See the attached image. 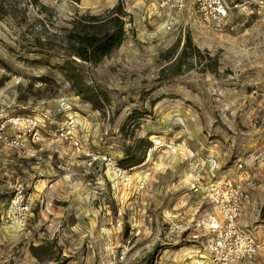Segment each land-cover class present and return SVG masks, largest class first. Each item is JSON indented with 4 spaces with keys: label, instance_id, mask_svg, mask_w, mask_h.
<instances>
[{
    "label": "rangeland",
    "instance_id": "374dc122",
    "mask_svg": "<svg viewBox=\"0 0 264 264\" xmlns=\"http://www.w3.org/2000/svg\"><path fill=\"white\" fill-rule=\"evenodd\" d=\"M253 1L217 26L188 0L170 28L173 7L164 0H18L27 18L0 21V264H145L157 247L153 264H198L216 234L196 235L193 224L219 209L205 187L191 189V162L202 164L203 183L240 179L249 194L240 222L264 237V11ZM118 2L128 13L126 39L98 65L83 64L109 96L102 111L72 89L60 54L39 63L33 35L40 20L61 30L76 15L106 14ZM188 35L219 54L217 70L199 64L162 79L163 54ZM14 115L36 117L43 140L27 134L16 144ZM140 138L151 147L129 170L134 184L113 185L98 155L119 161ZM20 196L31 206L27 216ZM182 220L191 228L167 237ZM51 240L60 256L38 261L30 245ZM238 264H264V255Z\"/></svg>",
    "mask_w": 264,
    "mask_h": 264
},
{
    "label": "trees",
    "instance_id": "16d2710c",
    "mask_svg": "<svg viewBox=\"0 0 264 264\" xmlns=\"http://www.w3.org/2000/svg\"><path fill=\"white\" fill-rule=\"evenodd\" d=\"M18 8V0H0V21L9 15L18 14L26 19L25 11H19ZM16 10L18 13L15 12ZM127 16L125 8L121 2H118L106 14L76 15L70 20L71 25L61 30L49 31L46 24L40 20L41 26L35 28L39 30H35L33 35L35 46L42 55L39 63L50 65V53L60 54L63 57V61L59 64L60 71L70 82L72 89L77 95L90 102L95 109L104 111L105 104L109 103V96L89 82L83 64L98 65L121 46L127 37ZM34 27H37V24ZM162 57L166 59V64L160 72L162 79L183 75L199 64L203 66L207 63L206 67L215 71L220 60L219 54L212 56L209 51H203L194 43L190 35L186 36L182 47L180 42L175 43ZM150 147L151 141L147 138L137 139L126 149V156L119 160L120 164L126 168L142 164ZM260 218L264 220V202L260 209ZM30 251L38 261L51 259L59 253L56 240L31 244ZM157 252L158 247L148 255L145 264H153ZM59 256L60 253L57 254V257Z\"/></svg>",
    "mask_w": 264,
    "mask_h": 264
},
{
    "label": "built area",
    "instance_id": "2783aa9c",
    "mask_svg": "<svg viewBox=\"0 0 264 264\" xmlns=\"http://www.w3.org/2000/svg\"><path fill=\"white\" fill-rule=\"evenodd\" d=\"M187 1L164 0V4H169L173 7L170 28L171 25H180ZM191 1L194 3L196 12L203 20L213 22L217 26L227 23L233 8L237 12L245 11L248 4L254 2L253 0H245L244 2H236L234 6H230L227 0ZM157 2L162 6V0H153V4ZM255 3L264 11V0H257ZM253 11L251 9L248 13H252ZM61 106L66 110L71 108L70 105L64 102L61 103ZM4 121L0 120V131L4 127ZM10 122L16 129V136L13 139L16 144L20 145V142L26 139L27 134L32 137V141L35 143L43 140V133L39 126L40 123L36 117L14 115L11 117ZM36 149L37 147L34 150H30V152L33 153ZM66 153L68 154L69 152ZM98 156L102 162L101 164L106 167L105 175L111 178L109 179L113 185L120 186L124 184L128 188H131L132 184H134V179L129 170L132 168L123 167L119 161L110 155ZM245 162H240L239 167L243 168ZM90 163L93 164V161H90ZM190 165L188 175L191 179V189L197 192V190H202L205 187L206 194L213 198L219 209L218 216L210 214L208 217H203L193 224L196 235H198V232H202V234L206 232L216 234L212 240L211 255L198 262V264H238L239 262L255 260L264 255V237H260L240 222L245 201L249 196L243 183L238 182L240 179L235 178L236 180H233V178H227L216 182L203 183L202 164L200 162H191ZM96 175L100 179L102 174L96 172ZM18 201L23 206V212L27 216L28 211H30V204L25 203L22 196L18 197ZM118 225L121 224L118 223ZM189 228H191V225L182 220L169 225L165 234L167 237L171 234L176 236L179 232H183ZM125 256L126 252L124 249L119 251L115 263L124 261Z\"/></svg>",
    "mask_w": 264,
    "mask_h": 264
},
{
    "label": "crops",
    "instance_id": "0c3cea01",
    "mask_svg": "<svg viewBox=\"0 0 264 264\" xmlns=\"http://www.w3.org/2000/svg\"><path fill=\"white\" fill-rule=\"evenodd\" d=\"M51 185H53V183H51Z\"/></svg>",
    "mask_w": 264,
    "mask_h": 264
}]
</instances>
